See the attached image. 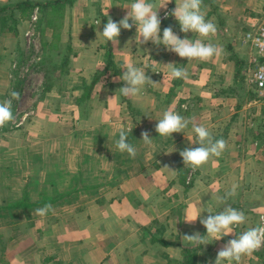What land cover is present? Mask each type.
Returning a JSON list of instances; mask_svg holds the SVG:
<instances>
[{
    "label": "crops",
    "instance_id": "crops-1",
    "mask_svg": "<svg viewBox=\"0 0 264 264\" xmlns=\"http://www.w3.org/2000/svg\"><path fill=\"white\" fill-rule=\"evenodd\" d=\"M0 1L11 5L20 1L55 3L57 0ZM133 2L76 0L59 11L50 8V18L57 15L60 21L57 25L70 32L64 37V29L60 34L59 28L45 26V35L48 32L49 36L57 34L62 43L68 41V74H64L63 79L66 89L71 90L77 84L76 89L82 90V83L77 80L88 86L95 72L104 67L102 26L108 18L116 22L123 19ZM148 2L155 4L154 10L166 5L158 10L161 39L163 29L171 26L181 39H201L205 44L216 46L219 54L206 61H187L167 51L162 44L139 43L135 26L131 30L121 29L118 43L110 42L113 62L119 65L121 75L107 71L99 78L86 103V118H78L80 110L76 106L66 113L73 117L69 122H80V128H83L79 140L84 167L89 173L104 175L107 180L103 181L101 176L97 183L105 185L85 192L78 199L62 197L41 217L35 210L43 207L23 203L24 192L27 194L22 189L25 179L12 178L1 167L0 264H176L181 261L182 248L195 247L183 236L201 234V218L230 206L245 214V222L236 230L237 226H233L231 234L220 240L205 237L207 245H200L197 254L196 264H215L218 251L232 237L264 224L261 220L264 217V124L260 122L264 119V108L252 105L245 112V103L240 101L245 88L237 87L242 84L239 80L245 68L238 64L243 62L245 65L246 48L238 32L245 27L246 13L260 10L264 0H203L202 13L217 29L206 38L180 31L178 21L171 15L180 0ZM30 22L29 15L21 20L15 33H0V103L10 94L17 69L25 78L26 91L37 90L31 87L35 81L41 85V74L28 68L32 66L33 58L30 48L23 43L22 30L27 29ZM52 38L48 39L49 43L53 42ZM233 55L238 63L232 60ZM128 64L143 68L153 82L142 86L137 96L127 97L136 108L134 114L117 92L124 86L122 73ZM168 64L183 67L187 78H171ZM67 77L71 81H66ZM45 95L52 99L36 100V104L59 101L61 105L69 101L59 99L55 92ZM31 96L32 93L26 98L35 103ZM50 109L45 107L48 113ZM166 110L178 113L190 123L182 133L163 138L155 132V127ZM41 114L34 118L37 130L41 124L38 120L43 121L45 116ZM193 124L206 127L213 140L223 139L226 148L219 157L211 156L196 170L184 166L180 156V164L189 170L185 179H181L175 167L180 151L199 147L192 131ZM122 131L127 133L128 142L136 149L134 157L115 146ZM145 131L153 139L150 145L142 142L141 133ZM48 139L46 135L41 138L36 152L34 147L28 146L26 154L30 158L21 159L10 168H25L32 159L39 165L36 167L42 178L57 175V160L52 161L51 156L58 145L54 139ZM70 139L74 141L65 136L61 143ZM73 141L65 143L68 151L64 149L63 152L69 153L68 156L72 154L76 163L80 155L74 149ZM189 176L190 181L186 184ZM229 192L233 194L227 195ZM218 197L226 199L222 202ZM40 200L33 201L27 195L28 203ZM197 215L200 218L195 222H185ZM260 249L253 252L254 259L242 256L239 264H256Z\"/></svg>",
    "mask_w": 264,
    "mask_h": 264
},
{
    "label": "clouds",
    "instance_id": "clouds-1",
    "mask_svg": "<svg viewBox=\"0 0 264 264\" xmlns=\"http://www.w3.org/2000/svg\"><path fill=\"white\" fill-rule=\"evenodd\" d=\"M203 0H180L172 10L171 15L178 21L180 31L183 33H196L199 37H208L215 34L216 25L211 21H206L202 13L201 5ZM166 6V5H165ZM162 6L159 9L165 7ZM155 4L148 0H134L130 5V10L119 22L108 18L107 23L103 27L100 35L104 37L105 42L118 43L121 29L131 30L136 27V40L147 43L162 44L169 52L177 54L181 59L206 61L219 54V49L212 44H205L201 39L189 40L181 39L172 29L171 26L163 29L162 39L160 38L161 19ZM132 23H129V21ZM101 21L97 23L100 24ZM169 67V76L174 79L187 78V72L183 67L174 64L166 65ZM126 68L122 73L124 86L117 92L124 97H135L140 93L141 87L145 84L153 83L150 77L146 76L145 70L132 64L124 66ZM120 80V78H117ZM116 92V93H117ZM11 96L18 99L19 93L12 92ZM113 98V97H112ZM110 98V99H112ZM13 119L11 111V100L0 103V127L6 122ZM190 121L178 113L166 110L162 119L158 120L155 132L159 137H171L173 133H182L187 128ZM192 131L196 134L197 144L199 147H189L180 151L184 166H189L196 170L206 163L211 156L219 157L226 148V142L223 139L213 140L209 130L201 125L193 124ZM142 142L151 144L150 134L145 131L141 133ZM116 148L121 152H127L134 157L136 154L135 147L128 142V136L125 132L119 133V139L116 141ZM168 169V168H167ZM229 192L227 195H232ZM220 201H224L226 197H218ZM52 206L46 204L43 208L35 210L36 215L45 216ZM200 215L194 219H186L185 222H195ZM246 217L242 211H238L232 207H225L223 211L207 217L201 218L200 223L206 229V235L200 233L185 234L184 240L190 242L193 246L207 245L205 237L214 240H220L224 236L231 234L233 226L241 225L245 222ZM264 221V217H261ZM264 246V224L252 227L244 231L238 237L229 240L217 253L215 264H232L233 261L239 264L242 256H250L253 252Z\"/></svg>",
    "mask_w": 264,
    "mask_h": 264
},
{
    "label": "rangeland",
    "instance_id": "rangeland-1",
    "mask_svg": "<svg viewBox=\"0 0 264 264\" xmlns=\"http://www.w3.org/2000/svg\"><path fill=\"white\" fill-rule=\"evenodd\" d=\"M14 4L15 3L8 5V4H4L0 1L1 7L2 6L11 7V6H14ZM51 8L56 9L57 11H59L61 9V8L58 9L57 7H51ZM263 9H264V2L262 4V8L260 10H250L249 12L246 13L245 17L247 18L249 16H255L257 13H259ZM50 10H51L50 8L46 9V12L43 13L42 15H40L41 19H39V20L37 19V22L35 23V25L32 28H30V25H28L27 29L26 28L24 29L25 31L22 30V32H24L22 34L24 37L23 43L26 44V47H28L27 49L30 48V50H31L30 56L34 59L32 66L28 67V68L32 71H36V72H39L41 74L40 75L41 80H42L41 85H39L40 84L39 81L38 82L35 81V83L33 85H31V87L34 86V87H36L37 90H35L34 92H32V91L28 92V91H26V85H25L26 82H24L25 78L23 79V77L20 75V72H22V71L17 69L14 72L16 74V76L13 75V83H12L13 86L11 87L12 89L9 92L10 94L7 95L6 99H5V101L11 100V111H12L13 119L6 122L4 126L0 127V173H2L1 167H4V171L9 173L11 176H13L12 178L25 179L24 180L25 185H24V187H22V189H24V191L27 192V195L33 201L37 200L39 198L40 199L52 198L54 196L64 195L65 192L70 191L72 189L73 185L74 186L76 185L75 184V180L77 179L76 174L79 170L82 171L84 182H86V183L97 184V182L100 180L101 176L103 177V181L107 180V178H104L105 177L104 175H98L96 173H94V174L89 173L86 170V168L84 167L83 158L81 159V152H80L81 142L79 140L83 128H80V122L78 124H74L73 122H69V121H73V119H72L73 117L71 115H66L67 112H70L71 109L76 106L75 108L80 110V112L78 114V118L79 119L86 118L88 115L86 103L88 102L89 94L91 91H88L87 88H86V90L82 89L79 91V89H76V87L78 86L77 84H76L77 86L75 85L74 86L75 88H72L71 90L66 89L65 88L66 83H64L63 79L65 78L64 74H68V72L64 73V71L60 70L59 68L50 74V77H51V78H49L50 90L47 92H45V90L43 91V87H45V84H46V83H44V74H45V71L50 70L51 64H53L55 61L53 59V58H55L53 56L54 53L56 51H63L65 49V47L68 45L67 39H66V41H64L62 43L59 40V35H57V34H50V36H49V32H48V34L45 35V33H46L45 26L48 25L49 28H53L55 30L57 28H59L60 34H61V30L64 29V32H63L64 37L66 35L70 34L69 31L68 32L65 31L66 27H64L62 29L60 25H57L60 23V21H58L59 17L57 15H54V17H52V19L50 18V15H49ZM37 15H39V12H37ZM21 20L24 21V18H21L20 22H21ZM20 22H18L16 29L18 26H20V24H21ZM239 29H240V27H239ZM239 29L237 31H239ZM242 29L238 32L239 34L241 33ZM27 31L30 32L28 35H26ZM32 34H33V36L30 38V36ZM51 36L53 37L51 39V40H53V42L49 43L48 39H50ZM57 37H58V39H57ZM27 41H30L29 45H27ZM60 43H61V45H60ZM242 45H244V44H242ZM28 53H29V51H28ZM249 54H250L249 49L245 48V57L247 58L249 56ZM33 55H34V57H33ZM45 57L47 59L46 61H48V62H45ZM42 61H44V66L39 67L40 66L39 63H42ZM247 61H248V59H247ZM40 68H43V69L41 70ZM103 68H101V69H103ZM24 74H27V73H24ZM16 81L20 82V85L17 87H15V83H14ZM66 81L69 82V81H71V79H69V77H67ZM77 81L79 84L82 83L79 80H77ZM239 81L242 84L237 85V87L238 88H240V87L245 88V94L242 95L243 99H241L240 101L242 104L245 103V112H247L248 111L247 108H249L248 106L250 105V103H248V97L249 96L247 93V90H248L247 75L244 74L242 76L241 80H239ZM24 85H25V87H24ZM31 90H33V89H31ZM12 92L19 93V98L18 99L13 98L11 96ZM50 92L57 93L59 95V99L60 98H67V99H69V101H65L67 103H64V104L62 103L61 105H60L59 101H57L56 104L54 102H51L49 104H47L46 102L42 103V104H40V103L36 104V100L52 99V98H49V96L45 95L46 93L50 94ZM92 92H91V95H92ZM31 93H32L31 99L35 98V103H33L29 98L28 99L26 98L29 95H31ZM119 98L121 100L120 94H119ZM125 99L127 100V97H125ZM45 107H46V109L51 108L50 113L45 111ZM126 107L131 113L134 114V111L136 108L134 107L133 104H131L129 102V106L126 104ZM250 108H252V107H250ZM38 113H40V114L44 113L45 114V116H43V121L38 120V122L41 123L39 125V127H40L39 130H37V128H36L37 126L35 127V124H34V122H35L34 118ZM70 117H72V118H70ZM78 118H76V119H78ZM260 122H261V120H260ZM262 124H264V123H262ZM40 133H42V134L40 135ZM45 135H46V137L49 138L48 141H50V138H52L55 140V143L58 145L57 146L58 148L56 147V152H54V154H52V156H51L52 161L55 162L57 160L56 166H57V168H59L57 175H55L52 178H42L40 176V172H39L38 168L36 167V165H38V164L36 163V161H34L32 159H31V161L26 163L25 168H21L18 170L14 169V167L10 168V166H14L15 162L21 161V159H29L30 157L27 156V154H26L27 150L26 149L28 148V146L34 147L35 152H36V149L38 148L39 144H41V138L44 137ZM65 136H69V137L74 138V141H73V139H70V140H66L64 142V144H62L61 143V142H63L62 139ZM72 141H73V144H75L74 149H76L80 155L79 158L77 159L76 163H75V160L73 158L74 156L72 154H70V156H68L69 153L67 154V153L63 152L64 149H67V148H65V143L71 144ZM67 151H68V149H67ZM71 159H72V162H71ZM22 161H24V160H22ZM67 166H72V168L69 169V168H67ZM112 181H113V179H112ZM83 194H85V192L80 193L76 197V199H78L79 196H82ZM24 196H25V192H24ZM215 213L217 214L218 212H215ZM214 214H212V215H214ZM236 229H238V226L234 230H236ZM205 235H206V233H205ZM227 237H229V236H227ZM223 241H225V240H223ZM259 253H260V255L261 254L264 255V246L260 249ZM244 257L245 258H253V259L255 258L252 255L244 256ZM262 260H263V257L260 256L256 260L257 261L256 264L257 263L263 264Z\"/></svg>",
    "mask_w": 264,
    "mask_h": 264
},
{
    "label": "trees",
    "instance_id": "trees-1",
    "mask_svg": "<svg viewBox=\"0 0 264 264\" xmlns=\"http://www.w3.org/2000/svg\"><path fill=\"white\" fill-rule=\"evenodd\" d=\"M75 1L76 0H57L55 1V3L50 2V1H47L45 3H35V2L32 3L28 1H20V2L15 3L14 6H11V7H5V6L1 7L0 6V33H3V32L15 33L17 30L16 26L18 25V22H20V19L23 17L24 18L28 17L30 14H32L35 8H37V12H39V15H37V19L39 20L41 19L40 15L45 13L46 9H49L51 7H57L58 9H60L63 6H66L67 4L68 5L73 4ZM123 1H126V0H123ZM102 27H104V24ZM68 49H69V45H67L63 51H56L54 53L53 56L55 58L53 59L55 61L53 64H51L50 70L45 71V74H44V83L46 84H45V87H43V91L45 90V92H47L50 90V87H49V82H50L49 78H51L50 74L53 73L56 69L59 68L60 70H63V71L65 70L64 73L68 72V68H66L68 64V60H69L68 56L70 55V52ZM103 49L105 51L104 56H103L104 68L100 69V71L99 70L96 71L91 83L88 86H86V84L82 82L81 87L83 86L84 90H86L87 88L88 91L92 92L99 78L105 75L107 71H111L114 75H121V71L119 70V65L113 62V54H112V48H111L110 42L108 43L105 42ZM232 58H233L232 60H234L236 63L239 62L238 59L235 58L234 55L232 56ZM46 60L47 59L45 57V62H48ZM39 64H40L39 67H43L44 61H42V63H39ZM239 66H243L245 68V71L242 70V76L244 74L247 75L250 65L246 57H245V65L243 62H240V64H238V67ZM40 69L42 70L43 68H40ZM14 83H15V87L20 85V82L18 81ZM248 90H247V93L249 96L248 101L251 102L254 100L253 99L254 97H253L252 92ZM91 92L89 95H91ZM120 97H121V100L129 106V101L126 100L125 97L122 95H120ZM262 106L264 108V105ZM180 161H181V157L180 155H178L175 161V167L177 168V173H178L179 178L185 179L189 170L183 167L182 163L180 164ZM76 178H77L75 180L76 185L75 186L73 185L72 189L70 191L65 192L64 195H58L56 199L55 198H43L42 200L37 201L35 203H28L27 194L25 193V198H24L23 203H25L26 206H36V207H44L46 204L56 205L57 200L61 199L62 197L68 196V197L76 198L80 193L95 190L105 185L104 183L89 184V183L84 182V178H83V174L81 170L77 172ZM186 187L188 188L189 185ZM205 233H206V229L203 227V231L201 235L203 236L205 235ZM199 250H200V245L195 246L193 248H182L181 249V253H182L181 261L175 262V263L176 264H196L197 254ZM257 255L258 257L260 256L263 257L262 262L264 264V255L263 254L260 255V253H257Z\"/></svg>",
    "mask_w": 264,
    "mask_h": 264
},
{
    "label": "built area",
    "instance_id": "built-area-1",
    "mask_svg": "<svg viewBox=\"0 0 264 264\" xmlns=\"http://www.w3.org/2000/svg\"><path fill=\"white\" fill-rule=\"evenodd\" d=\"M264 10V9H263ZM261 10L255 16H249L245 20V27L242 29L239 36L242 44L249 49L250 54L248 63L250 69L247 73V85L250 92L253 94L252 105L264 104V11ZM30 28L37 22V8H35L30 15ZM30 32L27 31L26 35ZM33 34L30 36V38ZM30 41H27V45ZM28 48V47H27ZM34 60V59H33ZM33 60L31 62H33ZM264 123V119H261ZM190 181V176L187 178L186 183Z\"/></svg>",
    "mask_w": 264,
    "mask_h": 264
}]
</instances>
